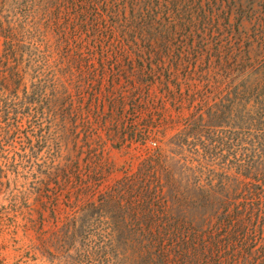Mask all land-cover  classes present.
<instances>
[{
  "label": "trees",
  "instance_id": "obj_1",
  "mask_svg": "<svg viewBox=\"0 0 264 264\" xmlns=\"http://www.w3.org/2000/svg\"><path fill=\"white\" fill-rule=\"evenodd\" d=\"M16 1L23 25L0 21V139H28L23 121L33 112L35 125L39 115L60 120L70 164L75 154L74 165L85 164L84 177L75 178L82 211L57 231L59 264H264V16L253 25L263 39L257 59L247 58L250 47L237 50L232 101L206 104L200 116L177 122L167 149L149 152L134 174L96 191L91 186L105 178L106 164L91 119L106 121L108 103L118 137L120 113L134 96L107 100L102 90L89 92L84 79L74 108L69 86L59 82L62 41L163 47L178 32L201 42L228 32L239 41L246 28L234 32L230 21L243 0ZM24 160L5 159L0 174H19Z\"/></svg>",
  "mask_w": 264,
  "mask_h": 264
},
{
  "label": "rangeland",
  "instance_id": "obj_2",
  "mask_svg": "<svg viewBox=\"0 0 264 264\" xmlns=\"http://www.w3.org/2000/svg\"><path fill=\"white\" fill-rule=\"evenodd\" d=\"M242 3L230 21L234 32L242 26L246 28L239 41L228 32L214 33L202 42L197 34L192 39L178 32L163 47L141 42L62 41L59 82L69 86L74 108L84 79L89 92L97 94L102 90L107 100L134 96L120 113L118 137L112 133L116 124L109 118L108 103L106 121L91 119L94 132L103 138L106 164L105 178L91 189L106 190L134 174L149 152L167 149L168 140L177 132V122L183 124L191 114L200 116L206 104L212 106L225 98L227 104L232 101L238 48L250 47L252 54L246 56L254 60L263 42L253 25L264 16V0ZM18 8L16 0H0V21L16 19L22 26L24 19L16 18L22 10ZM147 51L155 57L137 58V54L146 55ZM31 86L32 82H27L28 97ZM173 96L177 98L174 101ZM39 108H47V103ZM33 115L29 112L23 121L28 139L18 138L14 143L0 139V165L15 154L25 156L19 174H0V264H59L57 231L62 221L79 218L82 211L83 202L76 199L80 187L75 178L84 177L85 164L74 165L76 154L70 164L68 147L59 136L60 120L53 124L39 115L35 125ZM229 122L227 133L231 131L232 118ZM146 130L147 138L136 140L135 136ZM74 148L71 139L69 149L75 151Z\"/></svg>",
  "mask_w": 264,
  "mask_h": 264
},
{
  "label": "built area",
  "instance_id": "obj_3",
  "mask_svg": "<svg viewBox=\"0 0 264 264\" xmlns=\"http://www.w3.org/2000/svg\"><path fill=\"white\" fill-rule=\"evenodd\" d=\"M154 145H156V144H154Z\"/></svg>",
  "mask_w": 264,
  "mask_h": 264
}]
</instances>
